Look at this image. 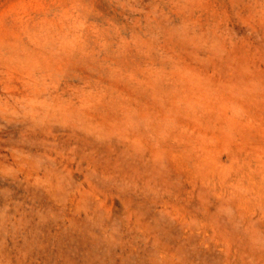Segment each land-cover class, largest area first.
I'll return each mask as SVG.
<instances>
[{"label": "rangeland", "instance_id": "rangeland-1", "mask_svg": "<svg viewBox=\"0 0 264 264\" xmlns=\"http://www.w3.org/2000/svg\"><path fill=\"white\" fill-rule=\"evenodd\" d=\"M0 264H264V0H0Z\"/></svg>", "mask_w": 264, "mask_h": 264}]
</instances>
